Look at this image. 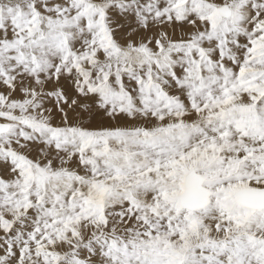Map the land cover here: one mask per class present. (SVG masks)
I'll list each match as a JSON object with an SVG mask.
<instances>
[{
	"label": "snow or ice",
	"instance_id": "obj_1",
	"mask_svg": "<svg viewBox=\"0 0 264 264\" xmlns=\"http://www.w3.org/2000/svg\"><path fill=\"white\" fill-rule=\"evenodd\" d=\"M0 264H264V0H0Z\"/></svg>",
	"mask_w": 264,
	"mask_h": 264
}]
</instances>
